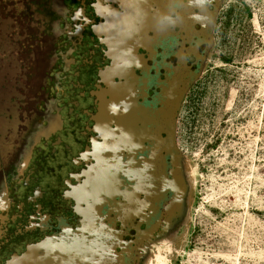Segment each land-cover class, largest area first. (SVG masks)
Masks as SVG:
<instances>
[{
	"label": "flooded vegetation",
	"instance_id": "1",
	"mask_svg": "<svg viewBox=\"0 0 264 264\" xmlns=\"http://www.w3.org/2000/svg\"><path fill=\"white\" fill-rule=\"evenodd\" d=\"M43 1L28 14L33 24L55 21L61 2L88 14L83 29L92 36L95 62L84 70L87 94L73 96L74 129L57 152L45 158L37 151L44 142L38 134L52 127L56 113L44 103L53 60L24 107L28 122L20 137L12 126L5 130L7 149L15 146L8 163L0 156L6 187L0 185V264L86 224L92 232L96 225L93 239L115 246L124 264H145L186 229L189 194L177 131L172 143L163 129L169 105L182 96L178 126L206 71L227 0H50L49 7ZM169 11L174 23L158 26L156 18ZM102 104L105 126L94 119Z\"/></svg>",
	"mask_w": 264,
	"mask_h": 264
},
{
	"label": "rangeland",
	"instance_id": "2",
	"mask_svg": "<svg viewBox=\"0 0 264 264\" xmlns=\"http://www.w3.org/2000/svg\"><path fill=\"white\" fill-rule=\"evenodd\" d=\"M41 1L0 0L4 164L15 146L7 149L5 130L12 126L15 136L21 133L28 122L24 107L53 61L44 103L56 113L52 127L38 134L44 142L37 151L45 158L73 131V96L87 94L84 70L95 62L92 36L83 29L91 22L88 14H76L61 2L55 21L39 18L33 24L28 14ZM220 16L210 62L179 116L176 146L189 186V210L181 240L160 251L167 264H264V0H227ZM23 135L20 140L27 142ZM29 179L24 172L23 180ZM156 257L145 264H157Z\"/></svg>",
	"mask_w": 264,
	"mask_h": 264
},
{
	"label": "water",
	"instance_id": "3",
	"mask_svg": "<svg viewBox=\"0 0 264 264\" xmlns=\"http://www.w3.org/2000/svg\"><path fill=\"white\" fill-rule=\"evenodd\" d=\"M181 100L182 96L172 100L166 115L165 129H163L172 143H176ZM104 115L105 107L102 104L99 113L94 118L95 121L100 123ZM179 163H181L180 159ZM186 192L189 194L187 183ZM95 229L96 225H94V231ZM94 231L92 232L89 224L77 231L66 228L60 235L49 236L30 245L22 255L14 256L5 264H124L115 246L93 239Z\"/></svg>",
	"mask_w": 264,
	"mask_h": 264
},
{
	"label": "clouds",
	"instance_id": "4",
	"mask_svg": "<svg viewBox=\"0 0 264 264\" xmlns=\"http://www.w3.org/2000/svg\"><path fill=\"white\" fill-rule=\"evenodd\" d=\"M156 23L158 26H165L167 24L174 23V18L173 15L171 14V11L161 13L157 18H156Z\"/></svg>",
	"mask_w": 264,
	"mask_h": 264
},
{
	"label": "bare ground",
	"instance_id": "5",
	"mask_svg": "<svg viewBox=\"0 0 264 264\" xmlns=\"http://www.w3.org/2000/svg\"><path fill=\"white\" fill-rule=\"evenodd\" d=\"M105 122H106V119H105V115H104L103 118L100 120V123H101L100 125L105 126ZM166 247L170 248L168 243H166L165 247H163V248H166ZM163 248H161L160 251H163ZM160 251L156 252L157 257L155 259L157 261V264H167V259L165 260L166 257L163 255L162 252L160 253Z\"/></svg>",
	"mask_w": 264,
	"mask_h": 264
}]
</instances>
